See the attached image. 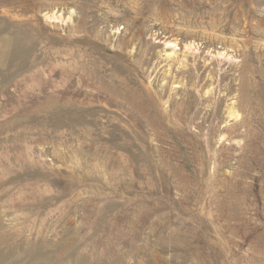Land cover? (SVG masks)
Here are the masks:
<instances>
[{"label":"rangeland","instance_id":"1","mask_svg":"<svg viewBox=\"0 0 264 264\" xmlns=\"http://www.w3.org/2000/svg\"><path fill=\"white\" fill-rule=\"evenodd\" d=\"M0 264H264V0H0Z\"/></svg>","mask_w":264,"mask_h":264}]
</instances>
